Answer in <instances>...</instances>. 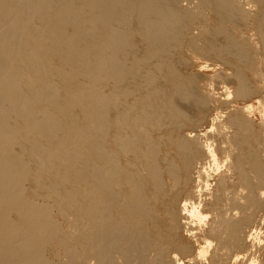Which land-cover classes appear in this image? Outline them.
Wrapping results in <instances>:
<instances>
[{
    "label": "bare ground",
    "instance_id": "1",
    "mask_svg": "<svg viewBox=\"0 0 264 264\" xmlns=\"http://www.w3.org/2000/svg\"><path fill=\"white\" fill-rule=\"evenodd\" d=\"M246 20L264 49V0H0V264H264L263 135L179 69L258 94Z\"/></svg>",
    "mask_w": 264,
    "mask_h": 264
},
{
    "label": "rangeland",
    "instance_id": "2",
    "mask_svg": "<svg viewBox=\"0 0 264 264\" xmlns=\"http://www.w3.org/2000/svg\"><path fill=\"white\" fill-rule=\"evenodd\" d=\"M253 27L254 24L251 20L241 21L237 36L242 42H245L250 46L248 48L258 58L255 66L256 70L260 71L259 74L257 75L255 73L247 71V76L251 81L250 83L255 87V89H257L258 94L256 93L254 96H251L248 99L246 98L245 100L241 98L236 99L234 96H232L231 98L226 96L228 90H230V92H233L235 90V86H237V84L234 85L235 80L233 81V76H231L234 73L233 69L229 65L227 66V62H230V60L227 58H225V60L221 59L224 62L226 61L225 63L212 57L200 58L199 56L193 54L192 51H190L188 48H184L183 50L185 54H183L186 60L189 62H187L184 66L181 65L179 69L187 75L194 76L198 81V88L200 87L202 91L201 94L203 96L211 98L213 106L216 107L214 112L211 114L212 117L215 116L213 114L221 115L222 113V116L226 118L225 115L228 116L229 114H234L236 112L239 114V116H242L241 118H244L245 120L251 122V124L254 126L253 128H255L254 130H258L257 132L260 131V135H263V137L258 135L262 138H260L261 143L259 142L261 147H259V144L256 145L261 150L262 147L264 148V62L262 61L264 49L263 47H261L258 40L260 36L258 33L256 34ZM260 73L262 74L260 75ZM226 86L227 88L229 87L228 90ZM249 105L251 106L250 108H248ZM246 107L249 109V111ZM251 108L252 111H250ZM216 109L219 111H217ZM208 120L210 125V119ZM262 155L264 156V150L262 151ZM247 261L248 258L243 259L240 264H242V262L243 264H247Z\"/></svg>",
    "mask_w": 264,
    "mask_h": 264
}]
</instances>
